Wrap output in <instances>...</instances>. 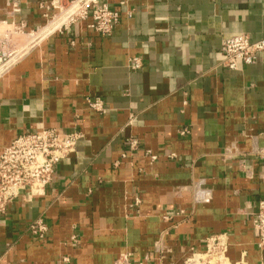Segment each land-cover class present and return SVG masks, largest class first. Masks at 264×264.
Segmentation results:
<instances>
[{
    "label": "crops",
    "instance_id": "1",
    "mask_svg": "<svg viewBox=\"0 0 264 264\" xmlns=\"http://www.w3.org/2000/svg\"><path fill=\"white\" fill-rule=\"evenodd\" d=\"M47 1L0 0V26L52 27ZM104 1L120 13L111 34L53 26L0 74V151L29 130L81 133L44 193L0 220V264H185L214 234L231 261L264 264L250 220L264 197V51L236 69L221 51L235 34L264 38V0ZM95 97L105 112L87 107Z\"/></svg>",
    "mask_w": 264,
    "mask_h": 264
},
{
    "label": "built area",
    "instance_id": "2",
    "mask_svg": "<svg viewBox=\"0 0 264 264\" xmlns=\"http://www.w3.org/2000/svg\"><path fill=\"white\" fill-rule=\"evenodd\" d=\"M40 6L50 12V21L55 18L64 19L57 29L79 21L89 20V27L100 35H109L120 19L118 8L104 0H48ZM44 28V27H43ZM42 28L28 29L23 23H15L10 30L0 32V68L13 63L26 44L21 48L16 39L20 35L27 37L40 32ZM224 55L222 65L236 69L238 62L254 63L258 55L264 51V38L253 40L244 33L226 37L221 42ZM142 61L132 57L128 67L139 69ZM7 67V68H8ZM85 103L91 110L103 113L105 107L102 99L86 98ZM179 133H188L183 127ZM81 137L79 131H62L55 128L29 130L18 134L0 151V220L6 216L9 209L19 198L30 201L33 197L44 193L46 186L52 181L55 166L75 150ZM129 149H139L136 139H128ZM122 157L125 154L121 155ZM154 158L155 156H151ZM254 244L258 249H264V197L256 210L250 214ZM30 233L37 238H44L47 224L37 219L29 224ZM229 244L222 234L210 235L205 239L201 251L193 252L185 264H247L243 259L231 261L228 256Z\"/></svg>",
    "mask_w": 264,
    "mask_h": 264
},
{
    "label": "bare ground",
    "instance_id": "3",
    "mask_svg": "<svg viewBox=\"0 0 264 264\" xmlns=\"http://www.w3.org/2000/svg\"><path fill=\"white\" fill-rule=\"evenodd\" d=\"M62 21H64V19H57V18H55L53 21H51L50 22V24L51 25H53L52 27L53 28H56V26L57 25H59ZM49 26V25H48ZM52 27H49V28H47V27H44V28H42L41 30H40V32H38L37 34H35V35H33V36H30V37H27V39H26V48H25V52L27 51V49L29 48V47H31L33 44L32 43H34V42H36L37 41V39H40V37L42 36V35H44V33H46V32H48L49 30H50V28L51 29H53ZM2 29V28H1ZM43 31H45L44 33H42ZM1 32V31H0ZM32 44V45H31ZM20 54V53H19ZM17 57H18V55H17ZM17 57H15V58H17ZM15 61V60H14ZM13 61V62H14ZM8 67V65L7 66H5V67H2V68H0V70L1 71H3V70H5L6 68Z\"/></svg>",
    "mask_w": 264,
    "mask_h": 264
},
{
    "label": "rangeland",
    "instance_id": "4",
    "mask_svg": "<svg viewBox=\"0 0 264 264\" xmlns=\"http://www.w3.org/2000/svg\"><path fill=\"white\" fill-rule=\"evenodd\" d=\"M1 28H2V29H1ZM8 30H10V28H7L6 26H3V25L0 26V31H1V32H5V31H8ZM14 38L16 39V43H17L18 45L23 46V45L25 44V38H26L25 35H20V36H18V37H14ZM32 44H34V43H32ZM32 44H31V45H32ZM24 50H25V49H23L22 51H21V49L19 50L18 53H20V54H18V57H17L16 59L20 58L24 53H26ZM6 69H7V68H6ZM6 69H5V70H6ZM5 70H3V71L0 70V74L3 73Z\"/></svg>",
    "mask_w": 264,
    "mask_h": 264
}]
</instances>
